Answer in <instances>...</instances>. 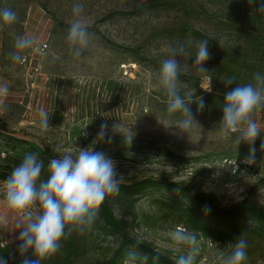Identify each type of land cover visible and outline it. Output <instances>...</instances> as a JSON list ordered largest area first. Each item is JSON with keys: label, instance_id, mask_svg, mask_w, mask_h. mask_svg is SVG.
Masks as SVG:
<instances>
[{"label": "rangeland", "instance_id": "rangeland-1", "mask_svg": "<svg viewBox=\"0 0 264 264\" xmlns=\"http://www.w3.org/2000/svg\"><path fill=\"white\" fill-rule=\"evenodd\" d=\"M77 2L84 5L81 16L90 34L80 57L72 54L67 41ZM142 6L143 11L134 13ZM5 7L14 10L18 19L11 27L0 28V83L9 88L8 110L0 113V248L19 235L17 217L4 201L3 181L28 153H37L42 160L94 148L116 161L121 182L131 184L146 177L177 181L212 197L223 208L247 200L264 209V150H260L264 110L254 114L262 125L254 144L257 163L246 165L242 161L249 145L241 143L237 148V134L225 138L218 132L226 91L215 90V82L237 71L228 65V56L222 58L208 41L210 59L203 65L208 72L198 73L193 65L200 41L179 30L183 25L195 27L227 46L228 54L240 53L244 59L250 53L251 58L250 44L235 27L239 22L247 24L240 0H0V8ZM259 26L264 34V24ZM16 35L35 38L40 48L23 52V63H13L10 57L16 51ZM180 45L189 53L176 57L181 63L180 94L194 93L189 107L199 124L187 131L177 128L183 119L180 113H167V97L157 80L161 61L169 58L170 48ZM260 46L256 58L261 68L256 73H264V43ZM133 48H139L141 55L137 57ZM221 63L230 69L225 71ZM199 89L206 94L198 95ZM198 98L205 103L203 111H198ZM41 109L50 115L51 128L46 132L39 126ZM105 121L110 143L96 141ZM117 122L123 127L113 134L110 129ZM128 136H133L131 144ZM47 175L44 163L41 179ZM164 193L163 189L145 195L134 208L130 201L114 205L132 237L150 242L175 262L179 254L172 251L171 232L194 231L200 248L196 264H222L220 252L227 255L228 243L242 237L247 242L244 264H264V237L244 231L219 241L177 223L175 212L163 203ZM99 226L96 219L83 233L71 231L86 251L77 264L104 261L119 247L120 237Z\"/></svg>", "mask_w": 264, "mask_h": 264}, {"label": "clouds", "instance_id": "clouds-1", "mask_svg": "<svg viewBox=\"0 0 264 264\" xmlns=\"http://www.w3.org/2000/svg\"><path fill=\"white\" fill-rule=\"evenodd\" d=\"M83 11L82 3L73 5L72 12L76 18L70 24L67 41L75 57L82 55L90 39L87 23L81 16ZM258 11L264 13V4L259 6ZM17 19V13L11 8H0V28L5 25L11 27ZM14 40L16 51L10 53L13 63H23L25 57L22 53L26 50L40 51L33 37L16 35ZM207 45L208 40H202L197 45L193 67L198 73L208 72L203 66L210 59ZM169 51V58L161 61L157 80L167 97V113H180L183 119L178 122L177 128L187 131L199 124L189 107L193 102L194 93H188L186 96L180 94L181 63L176 57L188 56L189 53L184 45L170 48ZM224 82L231 85L234 81L232 78H226ZM8 94L7 83H0V113L8 110ZM196 103L198 111H203V99L198 98ZM261 110H264V73H255L253 82L236 85L225 93L223 116L219 121L218 132L225 138L237 134L234 140L237 148L241 143L249 145V152L242 161L246 165L257 163L254 144L260 136L262 125L254 118V114ZM39 116L41 131H48L51 128L49 113L41 109ZM122 127L121 122L113 123L110 131L115 134V130ZM108 132L109 125L105 121L100 125L96 141L107 139L110 143L112 136L108 135ZM127 139L131 144L133 136H128ZM260 150H264V141ZM43 168L44 162L39 159L38 154L28 153L3 181L6 207L17 217V251L22 257L21 264H42V261L60 251L61 241L71 234L74 228L81 233L91 229L105 199L120 190L121 180L116 161L103 152L95 151L94 148H77L74 154L69 150L59 158L51 159L46 179H41ZM170 236L172 251L179 254L175 264H196L200 252L197 234L194 231L177 229L171 232ZM141 242L138 239L136 244ZM228 247L231 250L227 255L223 251L220 252L222 264H244L247 260L246 240L240 237L235 242L228 243ZM151 259L152 264H159L158 253ZM148 260L146 253L132 248L126 253L123 264H148ZM0 264H8L3 256H0Z\"/></svg>", "mask_w": 264, "mask_h": 264}, {"label": "trees", "instance_id": "trees-1", "mask_svg": "<svg viewBox=\"0 0 264 264\" xmlns=\"http://www.w3.org/2000/svg\"><path fill=\"white\" fill-rule=\"evenodd\" d=\"M240 3L245 8L244 15L247 24L242 26L241 22H239V24H235V27L250 44L251 58H248L250 53L247 54L248 56L244 55V59H240V53L236 56L231 54V52L228 54L227 46L222 45L219 40L211 38L205 31L189 25H183L179 29L188 38H193L196 41L208 40L209 45L215 46L220 51V54L222 52V58L226 57L225 55L228 56V65L231 66L232 71L237 72L233 77H230V75L226 76V78L233 79L234 82L231 85L225 84L226 78L219 81L218 84L215 82V90L219 89L218 91L224 90L228 92L235 88L236 85L253 82L255 70L261 68L256 57H258L260 52V45L264 43V34L259 26V24H264V13L259 12L258 9L261 4H264V0H240ZM144 9L145 7L142 6L134 10V13ZM133 49H136L135 55L137 57L141 55L139 48ZM143 59L141 57L139 61H143ZM221 66L223 68L222 63ZM223 69L228 71L227 69L230 68ZM193 77L198 79L196 75ZM202 93L206 94L199 89L198 95ZM51 159L53 158L47 156L42 158L47 168ZM163 189L167 192L163 194V200L165 201L163 203L175 212L177 223H184L187 227L199 232H205L219 241L232 239L236 232L244 231H251L257 237H264V209L256 204L243 200L229 208H223L217 205L212 197L195 190L188 184L146 177L131 184L121 182L119 192L107 197L99 209L97 221L100 223V229L105 233L119 236L120 245L110 258L96 264H123L126 253L132 248H135L140 253H146L149 256L148 264H152L151 257L157 253L159 254V264H175L170 257L159 252L150 242L141 240L142 242L137 245L136 241L138 239L128 233L126 224L118 218L114 209L115 204L124 201H130V207L134 208L135 204L145 195L159 192ZM249 224H251V228H248ZM18 244L19 240L16 239L0 248V256H3L8 264H21L22 257L17 251ZM61 244L60 251L42 261V264H77L86 255L84 245L72 232L61 241Z\"/></svg>", "mask_w": 264, "mask_h": 264}]
</instances>
